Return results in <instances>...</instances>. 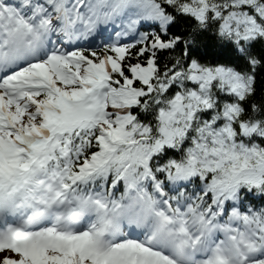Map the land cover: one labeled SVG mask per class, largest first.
Here are the masks:
<instances>
[{
  "label": "snow or ice",
  "instance_id": "1",
  "mask_svg": "<svg viewBox=\"0 0 264 264\" xmlns=\"http://www.w3.org/2000/svg\"><path fill=\"white\" fill-rule=\"evenodd\" d=\"M0 264H264V0H0Z\"/></svg>",
  "mask_w": 264,
  "mask_h": 264
}]
</instances>
